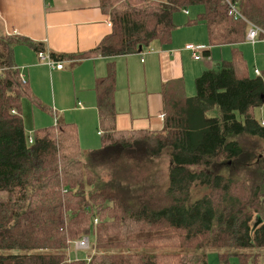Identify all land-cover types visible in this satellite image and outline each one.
Listing matches in <instances>:
<instances>
[{
    "label": "trees",
    "instance_id": "1",
    "mask_svg": "<svg viewBox=\"0 0 264 264\" xmlns=\"http://www.w3.org/2000/svg\"><path fill=\"white\" fill-rule=\"evenodd\" d=\"M98 1L110 33L87 52L54 60L166 46L175 15L192 7L201 11L186 25H204L210 45L246 38V24L227 15L225 0ZM227 1L264 31V0ZM21 41L0 37V264H184L178 250L203 251L193 252L195 263L206 264L208 249H264V165L244 145L264 143L257 114L264 71L250 76L235 52L195 79L193 96L181 79L162 84L161 130H117L111 64L95 83L100 146L83 149L77 127L59 120L26 135L24 101L48 107L14 65ZM163 155L164 174L156 163ZM91 234L89 261L70 259L72 242ZM236 256L239 264L263 262L258 253Z\"/></svg>",
    "mask_w": 264,
    "mask_h": 264
},
{
    "label": "crops",
    "instance_id": "2",
    "mask_svg": "<svg viewBox=\"0 0 264 264\" xmlns=\"http://www.w3.org/2000/svg\"><path fill=\"white\" fill-rule=\"evenodd\" d=\"M186 11L175 15L176 29L166 46L153 44L148 48L151 51L145 49L140 55L93 56L78 62L72 60L76 57H69L61 61V70L39 61L36 47L31 44H37L50 56H75L95 48L111 30L109 17L100 10L98 0H0V37L25 40L13 46L19 76L42 105L54 113L55 120L77 127L83 149H97L100 129L95 83L106 76L111 64L116 69L117 130H161L162 84L181 79L186 94L193 96L195 79L206 69L229 61L235 52L241 53L250 76L264 71V39L210 45L204 25H186L188 18H194L200 10ZM188 45L201 48L196 53L200 59H194L193 52L185 48ZM36 121L35 129L47 127H38ZM40 121L48 122L42 116Z\"/></svg>",
    "mask_w": 264,
    "mask_h": 264
},
{
    "label": "rangeland",
    "instance_id": "3",
    "mask_svg": "<svg viewBox=\"0 0 264 264\" xmlns=\"http://www.w3.org/2000/svg\"><path fill=\"white\" fill-rule=\"evenodd\" d=\"M226 1V0H225ZM193 10V12H196V9H198L197 7H192L190 8ZM200 9V8H199ZM201 11V9H200ZM186 12V11H184ZM187 13V12H186ZM196 16V15H195ZM249 21V20H248ZM252 23V22H251ZM264 41V40H262ZM147 51H151V49H148ZM143 52H141L142 54ZM146 53V52H145ZM140 55V54H139ZM194 94H195V87H194ZM24 107L22 110V119H23V125H24V129L26 131V135H28L29 133H32L33 130H35V125H34V121H36L38 127L39 126H48V125H53L54 121H55V115L54 113H50V111H46V110H38L37 108L31 106L27 101H24ZM38 114H40L38 116ZM258 114V118L259 120H261V122L264 124V106L259 109L257 111ZM40 116L43 117V119H47V123H43L41 124L40 121ZM31 135V134H30ZM257 142V141H256ZM244 145H246L247 148V155L249 157H253V161L255 163H257L258 165L262 166L264 165L263 161V157H264V143H256V144H252V143H245ZM252 146V147H251ZM256 147V148H254ZM255 156L257 157L255 159ZM156 163H158V166L160 169L162 168L163 174L167 171L168 166H169V159L163 155L160 159L156 160ZM166 169V170H165ZM89 240H90V249L87 251H77V254L75 255V257L79 258V259H85L88 255L92 254L94 252L93 247H94V237L93 235H89ZM71 249L69 250V253L71 255V259L75 258L74 257V250L72 249V246L70 247ZM164 251H169L171 249H163ZM162 250V251H163ZM177 252H179L182 256L183 262L184 264H197L195 263V258L193 252H199L198 255H201L203 251H180L178 250ZM258 253L259 254V260H263V262L261 264H264V249L261 250H237V251H230L229 249L226 250H218V249H208L205 252V261L206 264H239L238 258L236 256V253ZM186 253V254H185ZM225 253V254H224ZM220 254H224L223 257H219ZM193 259V260H192Z\"/></svg>",
    "mask_w": 264,
    "mask_h": 264
},
{
    "label": "built area",
    "instance_id": "4",
    "mask_svg": "<svg viewBox=\"0 0 264 264\" xmlns=\"http://www.w3.org/2000/svg\"><path fill=\"white\" fill-rule=\"evenodd\" d=\"M225 2L227 4V15L235 21L240 20L246 24L247 26L246 40L247 41L251 43H255L258 39H264V31L260 27L248 21L242 14H240L237 8L233 4H231L229 1L226 0ZM108 26H110V23H108ZM185 48L193 52L194 59L198 60L201 58V56L196 54L198 51L201 50L200 47H194L192 45H188ZM37 57L39 61L44 62L51 69L61 70L63 68V63L61 61H55L50 55L45 54L44 51L37 52ZM255 75L261 76V73L259 71H255ZM20 79L23 83H25V80L23 79V77H20ZM12 113L15 114L14 111ZM28 141L29 143H31V137H28ZM94 223H96V220L94 221ZM72 249L74 250V253L80 250L81 251L89 250L90 249L89 238L87 236H83L80 239L72 242ZM74 259L78 260L79 258L75 257ZM85 261L88 262L89 259L86 257Z\"/></svg>",
    "mask_w": 264,
    "mask_h": 264
},
{
    "label": "water",
    "instance_id": "5",
    "mask_svg": "<svg viewBox=\"0 0 264 264\" xmlns=\"http://www.w3.org/2000/svg\"><path fill=\"white\" fill-rule=\"evenodd\" d=\"M139 52H141V48H139ZM257 224H258V222H257ZM257 224H256V225H257Z\"/></svg>",
    "mask_w": 264,
    "mask_h": 264
}]
</instances>
